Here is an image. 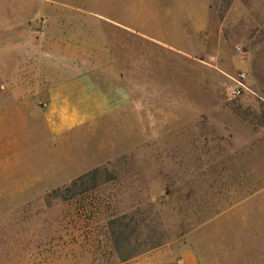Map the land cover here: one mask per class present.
Wrapping results in <instances>:
<instances>
[{
    "label": "rangeland",
    "instance_id": "1",
    "mask_svg": "<svg viewBox=\"0 0 264 264\" xmlns=\"http://www.w3.org/2000/svg\"><path fill=\"white\" fill-rule=\"evenodd\" d=\"M181 1L88 0L65 14L1 0L3 103L38 79L43 23H157L178 39L186 21L188 43L112 29L110 86L129 106L59 136L39 108L3 119L0 264H125L188 246L199 264H264V235L240 234L247 218L264 229V0ZM139 54L156 75H131Z\"/></svg>",
    "mask_w": 264,
    "mask_h": 264
},
{
    "label": "crops",
    "instance_id": "2",
    "mask_svg": "<svg viewBox=\"0 0 264 264\" xmlns=\"http://www.w3.org/2000/svg\"><path fill=\"white\" fill-rule=\"evenodd\" d=\"M45 1L54 3L53 8H57L60 13L68 14L70 12L68 8L78 7L88 0ZM187 1H181L183 6L187 4ZM2 8L0 0V12ZM67 18L68 16L65 17ZM42 25L44 35H39L35 39L41 41L44 47L40 52L41 59L36 58L39 61L38 71L32 69V74L38 79L32 85L26 84V92L7 103L2 102V96L8 85L0 81V135L3 119L9 116L14 117V114L17 117L20 108L41 109V117L44 118L48 129L55 136H59L74 126L112 116L129 106L127 90L121 85L110 86V76L113 75L110 70V57L114 58L110 56L112 49L114 51L110 39L112 29H127L155 45L173 47L172 44L188 43L186 21L178 23V39H175V35L167 30H163L164 24L161 29V27L158 28L157 23L154 25L155 29L149 23H90V25L87 23H43ZM49 27H54L53 33L49 32L47 29ZM16 40L19 43L20 39ZM135 58L139 60L138 71H140L131 75L157 74V72L153 74L152 71H147L148 66H151L146 64L149 59L146 54H139ZM10 87L13 92H18L19 86L11 85ZM15 88L18 89L15 90ZM225 211L220 213L217 220L222 219ZM243 224L245 226L240 228V234L247 231L246 234H249L251 233L249 230L255 229L256 234L264 235V229L257 228L249 218ZM223 226L224 224L219 222L220 234H236L228 233L225 229L227 226L225 228ZM125 264H199V258L196 250L188 246L178 251L171 248L153 251Z\"/></svg>",
    "mask_w": 264,
    "mask_h": 264
},
{
    "label": "trees",
    "instance_id": "3",
    "mask_svg": "<svg viewBox=\"0 0 264 264\" xmlns=\"http://www.w3.org/2000/svg\"><path fill=\"white\" fill-rule=\"evenodd\" d=\"M98 172H99L98 170H93V171H91V172H89V173H87V174H85V175H83V176L77 178L76 181L72 182V184H70V186H68V187L65 188V190H64V192H66V194H69V195H67V196H66V195H64V196L62 195V198L66 200V199L70 198L72 195L76 194V192L73 191V190H74V188H75L77 182H79V181L81 182V181H83L85 178H88V177H92L93 180L95 181ZM60 191H61V190L53 191V192H52V195H54V196H59V195H60V194H59Z\"/></svg>",
    "mask_w": 264,
    "mask_h": 264
},
{
    "label": "built area",
    "instance_id": "4",
    "mask_svg": "<svg viewBox=\"0 0 264 264\" xmlns=\"http://www.w3.org/2000/svg\"><path fill=\"white\" fill-rule=\"evenodd\" d=\"M242 88H243V86L241 84L238 87H235L234 89H232L231 95L233 97L239 96L241 94V92H242Z\"/></svg>",
    "mask_w": 264,
    "mask_h": 264
}]
</instances>
